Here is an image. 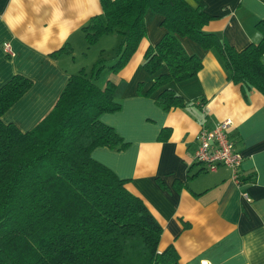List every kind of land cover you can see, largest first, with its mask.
I'll return each mask as SVG.
<instances>
[{"label": "crops", "instance_id": "crops-1", "mask_svg": "<svg viewBox=\"0 0 264 264\" xmlns=\"http://www.w3.org/2000/svg\"><path fill=\"white\" fill-rule=\"evenodd\" d=\"M200 2L212 16L202 25L204 31L235 49L258 40L254 22L264 18V0ZM99 12L98 0H0V84L13 72L31 79L2 112V121L20 130L30 128L50 108L70 73L79 67L89 73L98 56L104 62L113 57L118 34L100 35L97 41L103 35L113 39L94 53L80 30ZM159 20L157 13L145 10L144 34L128 59L117 70L103 67L95 76L100 87L107 79L114 83L112 99L119 105L98 118L127 144L117 150L94 146L89 155L126 179L125 187L142 199L160 225L158 248L172 244L179 264H264V97L253 88L243 97L215 50L180 36L183 50L196 54L201 65L192 76L165 83L185 101L183 106H157L155 91L143 95L139 90L152 78L141 59L146 46L163 33ZM4 42L11 53L2 49ZM63 44L69 52L50 55ZM164 70L161 66L158 72ZM225 118L227 135L241 155L237 184L226 165L206 170L192 158L199 128ZM167 128L166 137L158 139Z\"/></svg>", "mask_w": 264, "mask_h": 264}, {"label": "trees", "instance_id": "trees-1", "mask_svg": "<svg viewBox=\"0 0 264 264\" xmlns=\"http://www.w3.org/2000/svg\"><path fill=\"white\" fill-rule=\"evenodd\" d=\"M192 1L98 0L100 12L89 16L80 30L86 45L102 34H118L112 60L106 63L98 56L89 73L82 67L70 73L50 108L30 128L20 130L0 118V264H179L172 244L158 248L160 225L125 187L126 179L89 152L98 145L117 150L127 144L98 118L119 107L112 99L114 83L107 79L100 87L94 78L103 67L115 71L128 59L144 34L147 9L160 16L163 33L143 51L141 66L152 78L139 92L155 91L157 106H183L185 101L165 83L188 78L201 65L196 54L183 50L180 36L215 50L243 97L250 88L264 97V18L254 22L258 40L235 49L202 29L212 16L200 0ZM61 51L70 47L63 44L50 55ZM161 66L165 70L158 72ZM30 84L19 72L0 84V115Z\"/></svg>", "mask_w": 264, "mask_h": 264}, {"label": "built area", "instance_id": "built-area-1", "mask_svg": "<svg viewBox=\"0 0 264 264\" xmlns=\"http://www.w3.org/2000/svg\"><path fill=\"white\" fill-rule=\"evenodd\" d=\"M2 49L11 53L6 42L2 44ZM228 125L229 119L225 118L212 125L200 127L194 135L192 158L206 170L214 169L217 164L226 165L230 169V178L237 184L241 155L227 135ZM242 196L247 197L245 192H242Z\"/></svg>", "mask_w": 264, "mask_h": 264}, {"label": "rangeland", "instance_id": "rangeland-1", "mask_svg": "<svg viewBox=\"0 0 264 264\" xmlns=\"http://www.w3.org/2000/svg\"><path fill=\"white\" fill-rule=\"evenodd\" d=\"M113 35H110V36H101L99 39H98V41H97V39H96V41L95 42H93V43H90L89 45H87V46H91V48H92V50H93V52L94 53H96V51H97V49L100 47V45L101 44H103V45H106V46H108L109 45V39H113V37H112ZM109 49V48H108ZM107 52V51H106ZM105 52V53H106ZM108 53V52H107ZM88 54L89 53H87V56H88ZM102 55H110V53L109 54H102ZM112 60V58H107V59H105V62L106 63H108V62H110ZM261 61H262V63L264 62V57L262 56L261 57ZM264 64V63H263ZM102 77V76H101ZM100 80V79H99Z\"/></svg>", "mask_w": 264, "mask_h": 264}]
</instances>
